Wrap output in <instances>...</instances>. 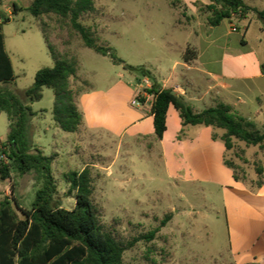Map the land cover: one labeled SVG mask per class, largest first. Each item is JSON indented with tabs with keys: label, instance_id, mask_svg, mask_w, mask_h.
Instances as JSON below:
<instances>
[{
	"label": "rangeland",
	"instance_id": "obj_1",
	"mask_svg": "<svg viewBox=\"0 0 264 264\" xmlns=\"http://www.w3.org/2000/svg\"><path fill=\"white\" fill-rule=\"evenodd\" d=\"M31 1L0 0V11L10 18L2 25V32L15 75L12 83L0 84V87L22 99V92L33 83L36 71L53 65L44 36L57 51L60 48L61 57L75 58L83 64L86 80L76 76L69 83L75 97L88 87L108 85L114 79L113 74H107L108 59L85 47L68 19L54 14L37 18L30 15L27 8ZM166 1L92 0L94 11L83 14L80 22L91 29L97 44L110 47L126 64L135 65L154 58L162 44L165 33L162 25L168 18ZM101 12L107 13L105 18L111 17L105 30L94 23L95 16ZM90 22L92 25H86ZM257 32V25L253 23L247 34V51L252 50L246 57L250 73L255 70L253 54L261 57L264 52L263 46L252 39ZM251 83L255 85H251L248 95L257 90L264 91L263 81L253 79ZM78 104L80 107L81 101ZM251 104L256 106L253 98ZM27 105L36 113L30 123L32 142L45 156L53 157L51 171L56 186L55 200L61 208L72 209L74 192L68 190L66 175L87 168L98 223L125 247L122 264L229 263L223 252L226 226L220 194L215 186L169 177L154 144L147 139L119 143L118 137H109L101 129H86L85 122L90 119L87 109L92 111L96 122L110 115V111L102 110L101 106L87 103L86 112L80 107L85 119L80 133L56 129L59 135L53 152V125L56 123L51 113L52 90L44 88L41 99ZM8 124L7 115L0 112V140H5ZM125 126L123 120L114 124L117 131H123ZM92 135L103 141H95ZM225 160L235 167L237 176L248 183L250 177L254 178L251 182L255 183V168L264 167V147L234 141ZM40 187L41 182L34 172L20 175L12 170L8 180L0 181V201L15 199L22 209L29 210ZM198 187L203 188L204 195L194 194ZM166 215H170V219L161 225Z\"/></svg>",
	"mask_w": 264,
	"mask_h": 264
},
{
	"label": "crops",
	"instance_id": "obj_2",
	"mask_svg": "<svg viewBox=\"0 0 264 264\" xmlns=\"http://www.w3.org/2000/svg\"><path fill=\"white\" fill-rule=\"evenodd\" d=\"M242 1L264 10V0ZM209 4V0H167L165 7L168 18L162 25L165 33L159 50L154 58L133 66H143L150 71L161 88H170L178 93L193 111L224 104L261 130L264 128V91L257 90L251 96L248 94H251V85H255L251 83L253 79L264 83V52L261 57L253 54L254 73L247 70L249 62L246 57L248 52L252 53V50L247 51V34L253 23L257 25L258 32L252 39L264 48V21L251 13L242 19L232 17L210 26L207 22L209 14L205 10ZM106 14L99 13L101 17L95 16L94 20L103 30L111 21V17H104ZM91 23L86 25L90 26ZM4 46L11 61L5 38ZM186 50L193 52V55L188 54L189 61L183 60ZM100 56L108 59L110 66L107 74H113L114 79L105 87L91 86L80 91L75 103L82 119L76 132L80 133L85 122L80 111L81 107L86 112L85 103L110 111L107 119L96 122L92 111L87 109L90 119L85 122V128L101 129L109 137H118L119 143H136L147 139L154 144L169 177L215 186L223 208L226 226L223 252L229 259L228 264H264V172L259 186L252 183L254 178L250 177L252 182L248 183L237 176L234 166L231 168L224 164L226 155L232 149L226 150L220 139L224 130L202 125L183 126L178 111L171 105L165 116V131L161 139H157L150 114L153 98L142 92V89L150 87V80H137L134 74L122 70L107 56ZM77 62L76 76L85 81L84 66ZM139 93L144 98L143 103L135 98ZM252 98L256 106L251 104ZM134 99L139 105L131 104ZM119 120L126 122L123 131H117L114 127ZM56 129L59 128L55 124L53 152L56 151V138L59 135ZM79 136L84 137L82 134ZM92 136L95 141H103L99 136ZM255 177L254 182L256 174ZM198 188L194 194L204 195L203 188Z\"/></svg>",
	"mask_w": 264,
	"mask_h": 264
},
{
	"label": "trees",
	"instance_id": "obj_3",
	"mask_svg": "<svg viewBox=\"0 0 264 264\" xmlns=\"http://www.w3.org/2000/svg\"><path fill=\"white\" fill-rule=\"evenodd\" d=\"M209 1L205 10L209 14L207 22L210 26L232 17L242 19L251 13L264 21V10L248 6L242 0ZM13 8L17 12L15 4ZM27 10L35 18L54 14L68 19L85 47L107 56L122 70L134 74L137 80L148 78L151 85L142 92L153 98L150 114L157 139H161L165 131V116L171 105L178 111L183 126L202 125L224 130L220 139L226 150L233 147V140L246 146L264 147V128L258 129L230 106L217 104L195 112L178 93L170 88H161L143 66L126 64L110 47L97 44L91 29L80 22L83 14L94 11L92 0H32ZM9 21L10 18L0 11V84H10L15 79L1 31L2 25ZM44 40L53 65L36 71L33 83L22 92V99L0 87V112L7 115L9 122L7 136L5 140H0V155L5 157L0 159V181L8 180L14 170L20 175L34 172L41 182L29 210L22 209L15 199L0 201V264H122L125 247L98 223L91 200L89 170L83 168L66 175L68 190L74 192L75 203L72 209H63L54 198L53 157L45 156L32 142L30 123L36 113L27 103L39 101L44 88L53 92L52 118L61 131L76 132L82 119L69 85L70 79L76 77L77 61L61 57L45 36ZM189 53L193 55L186 50L184 61L190 60ZM135 98L140 103L144 102L140 93ZM224 164L233 168L227 160ZM263 172L264 167L255 168L257 186L261 183ZM234 177L237 179L236 175ZM169 219L170 215H166L161 225Z\"/></svg>",
	"mask_w": 264,
	"mask_h": 264
},
{
	"label": "built area",
	"instance_id": "obj_4",
	"mask_svg": "<svg viewBox=\"0 0 264 264\" xmlns=\"http://www.w3.org/2000/svg\"><path fill=\"white\" fill-rule=\"evenodd\" d=\"M233 31H234V29H233ZM131 104H133V105H139V102L135 99V100H133V101L131 102ZM0 159H1V160H4L5 157H4L3 155H0Z\"/></svg>",
	"mask_w": 264,
	"mask_h": 264
}]
</instances>
